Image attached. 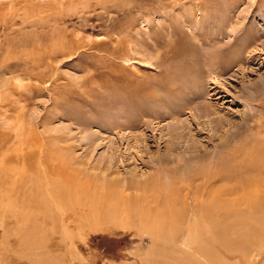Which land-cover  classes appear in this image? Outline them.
<instances>
[{
  "label": "rangeland",
  "instance_id": "rangeland-1",
  "mask_svg": "<svg viewBox=\"0 0 264 264\" xmlns=\"http://www.w3.org/2000/svg\"><path fill=\"white\" fill-rule=\"evenodd\" d=\"M256 123H264V0H0V170L24 190L42 177L40 157L68 162L93 188L171 186L158 173L162 158L195 148L217 160L226 141L249 142ZM12 192L0 190V264L148 258L149 237L120 228L88 241L20 238L1 222Z\"/></svg>",
  "mask_w": 264,
  "mask_h": 264
},
{
  "label": "bare ground",
  "instance_id": "bare-ground-1",
  "mask_svg": "<svg viewBox=\"0 0 264 264\" xmlns=\"http://www.w3.org/2000/svg\"><path fill=\"white\" fill-rule=\"evenodd\" d=\"M252 130L249 142L223 143L225 154L217 160L195 148L191 154L162 158L158 173L171 176L172 185L132 182L129 193L109 184L93 188L92 177L71 170L68 162L51 164L45 157H40L45 169L37 178L41 181L27 178L30 190L14 174L0 170L1 192L11 190L15 197L2 214L3 228L11 225L17 236L34 244L75 242L78 235L88 241L92 234L113 236L117 228L134 231L140 238L148 236L151 244L148 258L133 264H264V123ZM141 188L142 194L137 193ZM5 201L0 195V208L7 207ZM57 249L65 250L55 244L52 251ZM32 264L45 262L42 257Z\"/></svg>",
  "mask_w": 264,
  "mask_h": 264
}]
</instances>
